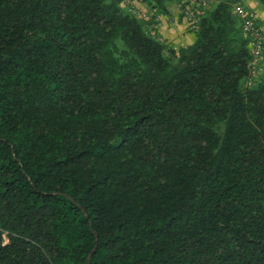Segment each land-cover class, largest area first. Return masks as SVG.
<instances>
[{
  "label": "trees",
  "instance_id": "1",
  "mask_svg": "<svg viewBox=\"0 0 264 264\" xmlns=\"http://www.w3.org/2000/svg\"><path fill=\"white\" fill-rule=\"evenodd\" d=\"M125 1L0 0V264H264L247 0L179 47L155 24L182 0Z\"/></svg>",
  "mask_w": 264,
  "mask_h": 264
},
{
  "label": "rangeland",
  "instance_id": "2",
  "mask_svg": "<svg viewBox=\"0 0 264 264\" xmlns=\"http://www.w3.org/2000/svg\"><path fill=\"white\" fill-rule=\"evenodd\" d=\"M184 1L182 0L180 3H171L169 5L168 14L159 13L156 17L158 23H156L155 26L158 28L163 40L176 47L191 43L194 39V35L184 18L182 7ZM242 5H244L251 14L257 17L264 29V11L259 6L258 2L255 0H247ZM124 6L133 13H135L134 11L144 13L146 16L142 18L145 19L154 16V12L139 0H126ZM137 16L140 17L138 14ZM259 63H264V54L260 58Z\"/></svg>",
  "mask_w": 264,
  "mask_h": 264
},
{
  "label": "built area",
  "instance_id": "3",
  "mask_svg": "<svg viewBox=\"0 0 264 264\" xmlns=\"http://www.w3.org/2000/svg\"><path fill=\"white\" fill-rule=\"evenodd\" d=\"M211 2V0H189L183 10L184 18L189 28L196 29L198 27L201 15L211 7ZM134 12L140 17L146 16L139 11ZM233 12L242 18V33L247 37L248 45L254 59L257 61L262 57L264 51L263 30L257 26L252 14L241 3L235 5Z\"/></svg>",
  "mask_w": 264,
  "mask_h": 264
},
{
  "label": "water",
  "instance_id": "4",
  "mask_svg": "<svg viewBox=\"0 0 264 264\" xmlns=\"http://www.w3.org/2000/svg\"><path fill=\"white\" fill-rule=\"evenodd\" d=\"M95 248H96V247H95ZM95 248L92 250V252H91V253H93V252H94ZM88 262L90 263V256H89V258H88Z\"/></svg>",
  "mask_w": 264,
  "mask_h": 264
}]
</instances>
